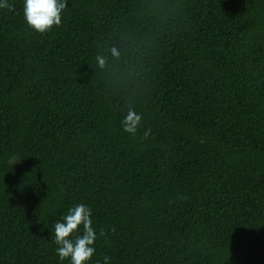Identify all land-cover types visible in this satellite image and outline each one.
Masks as SVG:
<instances>
[{"label": "trees", "instance_id": "16d2710c", "mask_svg": "<svg viewBox=\"0 0 264 264\" xmlns=\"http://www.w3.org/2000/svg\"><path fill=\"white\" fill-rule=\"evenodd\" d=\"M7 2L0 264H71L81 203L86 264H264V0H67L45 33Z\"/></svg>", "mask_w": 264, "mask_h": 264}, {"label": "clouds", "instance_id": "9594fccd", "mask_svg": "<svg viewBox=\"0 0 264 264\" xmlns=\"http://www.w3.org/2000/svg\"><path fill=\"white\" fill-rule=\"evenodd\" d=\"M67 7V0H24L23 15L29 27L40 33H45L59 26L62 21V11ZM0 8L13 10L7 0L0 2ZM115 54V51H114ZM100 66L104 65V59L97 56ZM142 120V115L134 109H129L121 121L123 130L135 135ZM150 130L145 131L144 138H147ZM16 162H14L15 164ZM83 226V234L72 239V235L80 231ZM115 231V227L112 228ZM104 235V229L100 230ZM55 243L58 245L56 252L60 260L71 259V264H86L95 252L93 247L97 239L96 231L92 226L91 209L85 204H78L69 209V213L63 217V222L54 223ZM109 257L104 258V264H109ZM97 264H100L97 261Z\"/></svg>", "mask_w": 264, "mask_h": 264}]
</instances>
